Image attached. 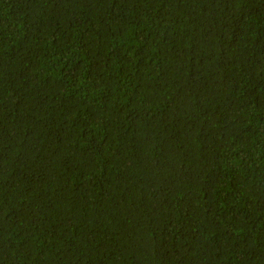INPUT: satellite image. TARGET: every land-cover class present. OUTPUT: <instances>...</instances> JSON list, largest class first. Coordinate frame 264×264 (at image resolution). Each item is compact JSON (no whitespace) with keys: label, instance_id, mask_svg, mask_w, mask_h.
Instances as JSON below:
<instances>
[{"label":"trees","instance_id":"1","mask_svg":"<svg viewBox=\"0 0 264 264\" xmlns=\"http://www.w3.org/2000/svg\"><path fill=\"white\" fill-rule=\"evenodd\" d=\"M0 264H264V0H0Z\"/></svg>","mask_w":264,"mask_h":264}]
</instances>
